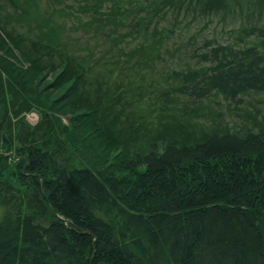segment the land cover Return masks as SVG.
<instances>
[{"label":"trees","instance_id":"obj_1","mask_svg":"<svg viewBox=\"0 0 264 264\" xmlns=\"http://www.w3.org/2000/svg\"><path fill=\"white\" fill-rule=\"evenodd\" d=\"M0 264H264V0H0Z\"/></svg>","mask_w":264,"mask_h":264},{"label":"rangeland","instance_id":"obj_2","mask_svg":"<svg viewBox=\"0 0 264 264\" xmlns=\"http://www.w3.org/2000/svg\"><path fill=\"white\" fill-rule=\"evenodd\" d=\"M191 28H193V30H196L197 33L203 34V35H210L212 34L213 31L216 32V34H218V39L220 40V38L224 41L225 39L223 38H229V36L231 35L230 32V28L232 27L231 24H229V20L223 21L220 18H217L216 21H214L211 24H205L204 22H198V23H194L193 25L191 24L190 26ZM42 84H44V81H42ZM27 120H29V122L31 124H34L38 121L39 119V115L36 111H33L31 113H28L26 115Z\"/></svg>","mask_w":264,"mask_h":264}]
</instances>
